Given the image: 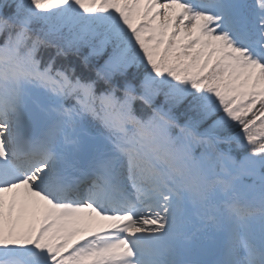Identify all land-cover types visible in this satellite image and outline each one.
<instances>
[{"label": "snow or ice", "instance_id": "6c2138e0", "mask_svg": "<svg viewBox=\"0 0 264 264\" xmlns=\"http://www.w3.org/2000/svg\"><path fill=\"white\" fill-rule=\"evenodd\" d=\"M0 264H264V0H0Z\"/></svg>", "mask_w": 264, "mask_h": 264}]
</instances>
